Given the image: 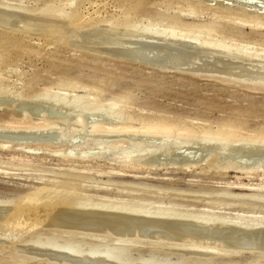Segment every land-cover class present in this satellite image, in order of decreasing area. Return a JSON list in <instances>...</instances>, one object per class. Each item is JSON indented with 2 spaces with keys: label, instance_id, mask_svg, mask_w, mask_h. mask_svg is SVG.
<instances>
[{
  "label": "rangeland",
  "instance_id": "rangeland-1",
  "mask_svg": "<svg viewBox=\"0 0 264 264\" xmlns=\"http://www.w3.org/2000/svg\"><path fill=\"white\" fill-rule=\"evenodd\" d=\"M90 252L264 264V0H0V264Z\"/></svg>",
  "mask_w": 264,
  "mask_h": 264
},
{
  "label": "bare ground",
  "instance_id": "bare-ground-1",
  "mask_svg": "<svg viewBox=\"0 0 264 264\" xmlns=\"http://www.w3.org/2000/svg\"><path fill=\"white\" fill-rule=\"evenodd\" d=\"M196 4V3H195ZM201 4V3H200ZM202 5V4H201ZM221 9V8H220ZM240 12V11H239ZM59 14V13H58ZM60 16H62V15H60ZM249 16V15H248ZM251 17V16H250ZM256 17V16H255ZM258 17V16H257ZM254 18V17H253ZM241 20V19H240ZM250 20H251V18H250ZM61 22H63V21H61ZM251 22H252V20H251ZM251 22H249V23H251ZM64 23V22H63ZM247 23V22H246ZM249 23H248V25H249ZM253 23H255V24H263V22H261L260 20H258V18H254L253 19ZM252 23V24H253ZM247 25V24H246ZM254 26V25H253ZM257 26H259V25H257ZM171 27V26H170ZM174 27V26H173ZM172 28V27H171ZM147 29V28H146ZM176 29H177V27H176ZM151 30V29H150ZM156 30V29H155ZM181 30V29H180ZM185 29H183V31H184ZM154 31V30H153ZM160 31V30H159ZM166 31L167 30H165L164 32L166 33ZM171 31V30H170ZM186 31V30H185ZM150 32V31H149ZM157 32V31H156ZM156 32H154V33H152V34H154L155 36L156 35H158L159 36V34H156ZM161 32V31H160ZM163 32V33H164ZM168 33L167 34H164V36L165 35H167V37H166V40L168 41V40H171V41H176V42H178L179 43V40L180 39H182V37L180 38V37H175L171 32H169V30L167 31ZM172 32H175L174 30L172 31ZM147 33H148V31H147ZM186 33V32H185ZM161 34H162V32H161ZM178 34V33H177ZM179 34H180V32H179ZM182 34V33H181ZM180 34V35H181ZM188 34V33H187ZM187 34H184V35H187ZM183 35V36H184ZM149 36L150 37H152L153 35H151V33L149 34ZM155 36H153V37H155ZM156 37V38H159L160 37V39L162 38V36H159V37ZM184 38V37H183ZM164 39H165V37H164ZM186 40H188V39H186ZM206 40V39H205ZM208 40V39H207ZM211 40V39H210ZM191 40H189V42H190ZM195 41V40H194ZM194 41H193V44H194ZM209 41V40H208ZM184 42V41H183ZM186 42V41H185ZM196 42V41H195ZM180 43H181V41H180ZM185 44V43H184ZM189 44H192V43H189ZM196 44V43H195ZM204 44V43H203ZM210 44V43H209ZM209 44L208 43H206V44H204V45H207L206 47L208 48V46H209ZM211 45V44H210ZM212 47V46H211ZM213 48L215 49V52H216V50H218V51H220L221 53L222 52H224L225 51V48H226V46H224V45H222V44H214L213 43ZM213 48H212V50H213ZM241 48V47H240ZM247 48V47H246ZM209 49V48H208ZM211 49V48H210ZM226 49H228V48H226ZM231 49V48H230ZM235 50V49H234ZM230 51V50H229ZM228 51V52H229ZM211 52V51H210ZM241 52V51H240ZM246 52V51H245ZM237 53V52H236ZM241 53H243V52H241ZM227 54V53H226ZM229 54V53H228ZM234 54V53H233ZM232 55V54H231ZM236 55V54H235ZM240 56H241V54H240ZM239 57V56H238ZM152 123V122H151ZM149 124V123H147V125H145V123L143 124V125H145V126H141L143 129H147V131L148 130H152L153 132L155 131V132H160L161 130H166V131H168V129H166V127L164 126V125H166V124H163L164 122H153V124ZM155 123V124H154ZM166 126H168V125H166ZM131 125H130V127H129V125L127 126V125H125L124 127H121L122 129L123 128H126V130H128V129H131ZM172 127V126H171ZM56 193V192H55ZM45 194V193H44ZM41 195V194H40ZM45 197V196H44ZM58 197H60V196H58ZM29 199H31V198H29ZM35 198H33V200H34ZM32 200V199H31ZM46 200V199H45ZM74 200V199H73ZM35 201V200H34ZM34 201H33V203H34ZM43 202V201H42ZM50 203H51V206H49V207H47L46 205H45V203H44V205L48 208V209H50L51 208V210H53L52 208H56L57 207V205L55 204V202L54 201H52V200H50ZM64 203H65V201H64ZM38 204H40L41 205V203H38ZM37 204V205H38ZM59 204H60V202H59ZM62 204V203H61ZM70 204V203H69ZM30 205V204H29ZM37 205H34V206H32L31 208H33L34 209V207L35 206H37ZM48 205V204H47ZM39 206V205H38ZM37 206V207H38ZM61 206H64V205H61ZM69 206V205H68ZM22 208H24L23 206H21ZM21 207H19L18 208V210L21 208ZM28 207V206H27ZM36 207V208H37ZM44 207V206H43ZM48 209H45V211L47 212V210ZM29 210H31L30 208H29ZM37 210V209H36ZM35 210V211H36ZM28 211V210H27ZM34 211V210H33ZM50 210H48V212H49ZM55 211V210H54ZM13 212V211H12ZM18 212V211H17ZM16 212V213H17ZM21 212V211H20ZM22 212H24L25 213V211L23 210ZM22 212H21V214H22ZM50 212H53V211H50ZM11 213V212H10ZM15 213V212H14ZM18 214V213H17ZM20 214V213H19ZM28 214H30L29 212H28ZM11 215V214H10ZM14 215V214H13ZM17 216V215H16ZM50 218V217H49ZM11 219V218H10ZM9 219V220H10ZM13 219V218H12ZM26 219V218H25ZM6 220V219H5ZM13 220H15V219H13ZM18 220V219H17ZM15 222V221H14ZM27 222V221H26ZM33 222V221H32ZM36 222V221H35ZM16 223H18V221L16 222ZM15 223V224H16ZM34 223V222H33ZM14 226V225H13ZM31 229V228H30ZM42 248V247H41ZM45 249H46V247H45ZM50 249V248H49ZM57 249V248H56ZM52 252H56V253H66V252H76L75 250H71V249H67V250H51ZM93 252V251H92ZM92 252H90V253H88L87 254V256L88 257H91V258H99V259H103V260H105V261H107V262H114V263H117V264H122V263H120L119 262V260H117L116 258H114L113 256H110V255H108V254H106V255H104L105 254V252H104V254L103 255H100V254H98V255H94V254H92ZM107 252H108V250H107ZM120 254V253H119ZM124 263V262H123ZM146 264H152L151 262L150 263H146Z\"/></svg>",
  "mask_w": 264,
  "mask_h": 264
}]
</instances>
